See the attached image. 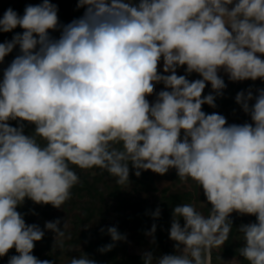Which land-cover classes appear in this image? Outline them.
<instances>
[{"label":"clouds","instance_id":"1","mask_svg":"<svg viewBox=\"0 0 264 264\" xmlns=\"http://www.w3.org/2000/svg\"><path fill=\"white\" fill-rule=\"evenodd\" d=\"M77 8L83 15L66 25L50 0L0 18V32L23 29L0 43V63L19 47L0 79V257L15 248L8 264H54L32 254L44 231L26 224L18 206L27 198L62 208L81 182L75 168H98L129 186L131 165L137 177L175 169L211 205L207 215L193 203L175 206L169 238L176 253L146 251L144 264H212L213 249L229 239L233 212L256 217L238 229L239 256L264 264V89L251 106V89L235 97L252 123L228 124L202 110L215 108L226 87L221 70L231 81L264 80L257 55H264V0H78ZM182 66L202 79L177 75ZM160 83L165 90L150 103ZM207 83L215 95L202 96ZM16 120L18 127L8 123ZM23 122L34 125L31 135ZM59 224H45L55 247L65 237ZM155 231L154 224L147 233L153 243ZM107 232L113 243L101 253L126 240L116 227ZM69 264L96 262L82 254Z\"/></svg>","mask_w":264,"mask_h":264},{"label":"trees","instance_id":"2","mask_svg":"<svg viewBox=\"0 0 264 264\" xmlns=\"http://www.w3.org/2000/svg\"><path fill=\"white\" fill-rule=\"evenodd\" d=\"M58 7V18L61 25H66L72 20L81 17L84 13L83 8H77L78 0H50ZM138 2V0H134ZM42 0H17L16 3L9 5L6 9H13L18 15L23 16L27 5L41 4ZM23 29L17 27L12 32H0V43L10 41L17 34H22ZM50 35L58 38L59 31H50ZM19 54L17 46L12 53L5 57L0 63V79L3 70L8 67L12 60ZM180 75H186L190 81L202 79L197 73L187 74L186 66L180 67ZM168 73H165V75ZM226 87L222 90V95L215 99L216 107L205 104L202 110L206 114L218 113L223 115L228 124L252 123L249 114L245 113L241 106L236 103L237 93L243 91L247 93L251 89L254 99L249 101V105L255 103L258 90L264 89V80L256 83L244 81H231L229 78H222ZM213 94L211 84L207 83L202 96ZM13 127H18L19 120L8 122ZM24 123V134L31 135L34 125ZM130 167L129 186H120L115 183V179L110 177L106 171L98 168L74 170L80 177V183L73 187L72 198L67 201L62 208H55L52 205L35 204L30 199H25L17 211L20 212L26 224H36L38 218H46L51 221L59 220L58 227L65 231L64 238H57L56 234L50 230H44L43 238L35 242L32 254L39 260L53 261L54 264H69L71 258H79L86 254L93 259L96 264H144L142 255L130 254L127 246L122 241L115 243L111 251L101 253L99 249L105 245L113 243L107 232L109 227H116L118 232L125 236L130 234L132 240L140 243L138 236H149L152 226L156 225L153 236L148 245L154 257L165 254H173L175 242L169 238V231L172 222V212L175 206L182 203H193L197 210L207 215L211 207L207 203L202 188H199L193 181L189 180L190 188L185 182H181L175 169H170L165 175L153 172L142 171L139 177L135 176V170ZM168 180L169 184L163 188H158L159 180ZM134 203V213L132 217L127 214L128 208ZM160 209V216L154 218L153 213ZM115 215V223L109 222V216ZM229 219L232 221V231L228 241L220 249H213L212 264H231L229 257L238 253V249L243 246L241 234L238 229L241 224L255 223L256 217L251 215H240L233 212ZM67 227L64 229V225ZM183 225V219L180 221ZM37 225V224H36ZM87 226V227H85ZM40 227V226H39ZM103 229V231H101ZM71 237L70 239L68 237ZM63 241V248L59 247ZM15 248L9 250L8 254L0 257V264H8L11 256L17 255ZM239 254V253H238ZM219 257L221 259H219ZM237 264H247L239 256Z\"/></svg>","mask_w":264,"mask_h":264},{"label":"rangeland","instance_id":"3","mask_svg":"<svg viewBox=\"0 0 264 264\" xmlns=\"http://www.w3.org/2000/svg\"><path fill=\"white\" fill-rule=\"evenodd\" d=\"M16 1H17V0H0V18L3 17L4 12L7 10L6 8H7L9 5L16 3ZM257 55H259L260 58H261L262 60H264V55H261V54H257ZM182 67H183V66H182ZM158 71H159L161 74H165V73H163V61H162V60H161L160 64L158 65ZM180 72H182V70H181V68L179 67V68L177 69V75H180ZM218 75H219L221 78H229V77H228V74H226L223 70H221V71L218 73ZM259 80H261V79H257V80H255V81L249 79V80H247V81H248V82L251 81L252 83H256V82H258ZM251 82H250V83H251ZM161 90H165V89H164V85H163L162 83L157 84V85L155 86L154 94H153L152 96L147 97V99L149 100L150 103H152V102L155 101V99H156V94L159 93V91H161ZM149 171L152 172L151 170H149ZM168 184H169V181H168V180H162V179H161V180H159L158 188L161 189V188L167 186ZM189 185H190L189 183H186V186H187L188 188H190ZM133 213H134V203H132V204L130 205V207L128 208V211H127V214H128L129 217H132V216H133ZM115 219H116L115 215L112 214V215L109 216V222H110V223H115V221H116ZM46 222H53V221L48 220V219H46V218H38V219L36 220V224H37L38 226H40L41 229H44V230H47V229L45 228V224H46ZM125 237H126V240L122 241V244L125 245V246H127V249H128V251L130 252V254L142 255L144 252L148 251V245H149V243L151 242V237H150V236H143V235L138 236L137 239L140 240V243H136L135 240H132L131 237H130V234H129V233H126V234H125ZM216 250H217V249H216ZM175 253H176V249L173 247V254H175ZM234 258L237 260V263H238V262H239V254H238V253H235L234 255H231V256L229 257V261H228V262L231 263V261H232Z\"/></svg>","mask_w":264,"mask_h":264}]
</instances>
